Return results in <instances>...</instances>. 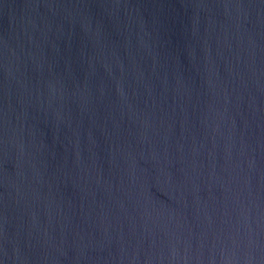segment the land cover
I'll return each mask as SVG.
<instances>
[{
  "label": "water",
  "instance_id": "95a60500",
  "mask_svg": "<svg viewBox=\"0 0 264 264\" xmlns=\"http://www.w3.org/2000/svg\"><path fill=\"white\" fill-rule=\"evenodd\" d=\"M0 264H264V0H0Z\"/></svg>",
  "mask_w": 264,
  "mask_h": 264
}]
</instances>
